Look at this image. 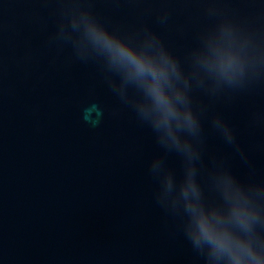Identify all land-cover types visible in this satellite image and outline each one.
<instances>
[{"label":"water","instance_id":"obj_1","mask_svg":"<svg viewBox=\"0 0 264 264\" xmlns=\"http://www.w3.org/2000/svg\"><path fill=\"white\" fill-rule=\"evenodd\" d=\"M109 27L156 32L179 56L214 23L206 5L264 36V0H82ZM60 0H0V264H204L155 200L161 153L151 130L111 91L105 73L53 40ZM166 13L167 19L160 17ZM202 178L224 163L264 182V80L194 94ZM234 131L247 157L211 120ZM166 163L179 172V159ZM250 173H254L250 175Z\"/></svg>","mask_w":264,"mask_h":264},{"label":"clouds","instance_id":"obj_2","mask_svg":"<svg viewBox=\"0 0 264 264\" xmlns=\"http://www.w3.org/2000/svg\"><path fill=\"white\" fill-rule=\"evenodd\" d=\"M60 9L53 40L71 42L77 57L99 64L111 91L162 150L149 163L158 182L155 200L179 218L192 250L204 264H264V182L242 180L222 162L202 178L193 163L200 150L190 139L199 142L202 131L195 93L245 90L264 80V36L209 3L207 14L216 21L197 33L181 57L147 27H109L82 0H60ZM166 19V13L160 17ZM211 124L247 162L233 129L218 116ZM170 154L179 159V172L166 163Z\"/></svg>","mask_w":264,"mask_h":264}]
</instances>
